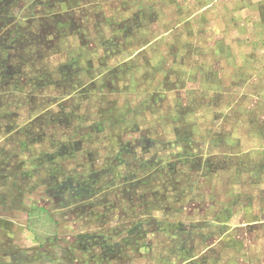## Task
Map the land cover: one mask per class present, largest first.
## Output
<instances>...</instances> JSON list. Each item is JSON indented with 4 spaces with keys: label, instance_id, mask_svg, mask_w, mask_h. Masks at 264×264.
<instances>
[{
    "label": "rangeland",
    "instance_id": "rangeland-1",
    "mask_svg": "<svg viewBox=\"0 0 264 264\" xmlns=\"http://www.w3.org/2000/svg\"><path fill=\"white\" fill-rule=\"evenodd\" d=\"M250 122L264 0H0V264H264Z\"/></svg>",
    "mask_w": 264,
    "mask_h": 264
},
{
    "label": "crops",
    "instance_id": "crops-1",
    "mask_svg": "<svg viewBox=\"0 0 264 264\" xmlns=\"http://www.w3.org/2000/svg\"><path fill=\"white\" fill-rule=\"evenodd\" d=\"M256 131H257V126H256V123H249L248 125V134L244 135L243 134H234V137L233 139L236 141V144H240V145H243V142H245V138L248 137V135L250 134V136H253V137H256L257 141H256V145L257 143H261L262 140H264V134L262 133L259 137L256 136ZM239 135H241V137H238ZM224 169H227L230 171V173H234L236 171V167L234 166H228L227 168H224ZM237 169H240L237 167ZM241 169L243 170H247V168H243L241 167Z\"/></svg>",
    "mask_w": 264,
    "mask_h": 264
}]
</instances>
